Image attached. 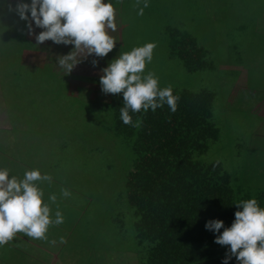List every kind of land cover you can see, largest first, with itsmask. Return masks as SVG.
<instances>
[{"label":"rangeland","instance_id":"obj_1","mask_svg":"<svg viewBox=\"0 0 264 264\" xmlns=\"http://www.w3.org/2000/svg\"><path fill=\"white\" fill-rule=\"evenodd\" d=\"M112 2L122 42L120 51H131L149 42L155 45L152 61L146 62L143 74L154 73L161 88L171 86L194 92L206 89L216 93L214 118L220 128V138L211 141L209 150L196 155V159L204 163L221 161L232 174L238 190L264 191V118L249 108L250 90L242 92L248 75L250 87L255 82L264 90V73L260 72L264 69V59L258 57L264 54V0H149L142 15L137 14L143 7L137 0ZM2 4L7 6L8 0H0ZM255 13L261 20L258 24L254 22ZM259 24L262 26L256 30L254 25ZM171 27L183 28L195 36L200 45L209 50L208 59L214 66L192 73L180 58L171 57L167 34ZM15 37L17 35L11 38ZM3 44L7 46L6 42ZM250 54L254 60L248 67ZM42 56H39L40 64L47 61ZM87 56L86 51H80L76 59ZM10 61L2 58L0 64L7 66ZM241 62L244 64L240 65ZM12 64L10 70L20 68L19 59ZM238 66L248 68L249 74ZM73 70L93 76L98 69L75 65ZM98 73L101 75L100 71ZM46 85L52 88L47 101L29 98L30 103L35 104L31 106L27 101L21 102L23 97L17 99L21 95L17 91L13 102L17 105L21 102L17 107L21 119L16 118L19 125L27 126L31 141L37 138V169L42 175L51 176L50 182H42L39 186L44 196L56 194V202L49 201L50 208L55 211L58 207L64 217L63 223L50 225L46 233L55 258H62L68 247L74 246L77 264H143L148 247L137 239L136 217L126 200V176L134 164L132 148L125 138L117 137L112 130L111 111L92 113L84 99H72L69 103L60 101L53 95L59 92L61 85L50 82ZM84 87L87 88L80 90ZM98 89L101 86L93 83L87 86L75 82L71 88L74 95L89 93V90L90 99L100 97L101 101L115 103L116 94H100ZM263 95L264 91H260L257 98L261 100ZM14 103L8 114L6 103L0 100V129L11 128L7 117L13 115ZM9 141L8 135L0 132V146L14 149ZM61 146L66 148L60 151ZM54 149L57 154L50 155ZM57 160L64 164L60 165ZM12 166L13 163H7L6 169ZM62 188L71 195L62 197ZM25 253L28 256L16 255L10 262L36 264L43 258L40 250Z\"/></svg>","mask_w":264,"mask_h":264},{"label":"trees","instance_id":"obj_2","mask_svg":"<svg viewBox=\"0 0 264 264\" xmlns=\"http://www.w3.org/2000/svg\"><path fill=\"white\" fill-rule=\"evenodd\" d=\"M260 21L255 13L254 22L258 24ZM261 26L254 25V28L258 30ZM167 34L169 55L180 58L189 71L193 73L214 66L208 59L209 50L200 45L189 31L171 27ZM247 59L250 67L254 58L250 54ZM48 71H45L46 75ZM260 72L264 73V69ZM88 80L100 84V77H89ZM255 85L254 82L252 88ZM35 87L30 88L28 97L23 89L9 88L5 91L12 92V101L17 91L21 93L17 99L25 98L21 102L30 103L29 98L46 101L51 98L49 89L43 93L42 99L37 97ZM172 90L178 97L175 112L170 111L167 105L155 112L151 109L147 112L130 111L131 124L120 120L122 93L116 94L113 104L84 100L92 113L111 111L114 118L112 130L117 137L125 138L132 148L134 164L126 176V200L136 217L137 239L148 247L143 264H222L227 246L214 242L216 234L205 228L206 222L220 219L225 227L230 226L238 210L235 204L255 198L259 206L264 207V191L238 190L233 184L232 174L221 161L204 163L196 159V155L209 150L211 141L220 138V128L214 118L216 93L206 89L200 92ZM60 91L63 93L60 88L54 98H60ZM21 102L18 105L14 103L13 114L18 113L16 111L20 109L17 107ZM65 148L61 146L60 151ZM56 154L54 149L50 155ZM42 162L48 165L44 160ZM44 200L49 203L46 195ZM229 264H237L235 257Z\"/></svg>","mask_w":264,"mask_h":264},{"label":"clouds","instance_id":"obj_3","mask_svg":"<svg viewBox=\"0 0 264 264\" xmlns=\"http://www.w3.org/2000/svg\"><path fill=\"white\" fill-rule=\"evenodd\" d=\"M137 3L143 4L137 12L142 15L149 0H137ZM14 10L21 20L28 22L29 34L34 35L37 45L51 40L54 44L74 46L69 54L57 57L58 65L67 73L79 62L76 55L81 49L86 50V55L104 57L116 45L109 34V30H117L112 0H17ZM35 28L42 31L35 33ZM154 47V43L149 42L131 51H120L100 70L102 92L122 93L120 120L124 124L132 123L130 111L151 109L155 112L164 105L176 111L178 97L172 87H159L158 78L152 72L143 74L146 62L152 61ZM92 63L95 66L97 61ZM50 181L51 176L42 175L39 169L26 170L22 178H17L10 177L6 168H0V246L18 232L32 239H46L50 225L63 223L61 211L57 207L52 212L39 186ZM60 195L68 197L71 193L62 188ZM56 200V194L47 197L53 204ZM235 205L238 210L230 226L225 227L220 219L208 220L205 224L207 230L216 234L214 242L227 246L222 264H229L233 257L237 264H264V207H260L255 198Z\"/></svg>","mask_w":264,"mask_h":264},{"label":"crops","instance_id":"obj_4","mask_svg":"<svg viewBox=\"0 0 264 264\" xmlns=\"http://www.w3.org/2000/svg\"><path fill=\"white\" fill-rule=\"evenodd\" d=\"M28 2H30V0H28ZM16 3L17 0H8L7 6H4V4H2V6L0 5V49L4 50V52H0V59L7 58L11 60L10 64L7 66L0 64V100L6 103V111L8 114L9 110H11L10 106L14 103L11 96L12 92L9 93L5 91L9 88L23 89L28 97L31 95L30 88L36 86V96H40L42 99L43 93L47 89L52 90L51 86L46 85V83H58L61 85L60 88L63 90V93L59 94L60 98L58 100L60 101L62 99L66 103H69V101L73 98L94 100L89 98V90V93L74 95V92L71 90L72 82L84 83L87 84V86L92 84L93 82H90L88 78L99 77L100 74L98 72L106 67L109 61L119 55L122 42H120V30L117 33V16L115 15L117 30L115 32H111L109 30V34L116 40V45L113 50L104 57H97L95 54H90L86 58H82L81 60L79 59V62L76 64L77 67L81 66L90 69H98L96 74L91 76V74L78 73L73 69L71 72L67 73L58 65L57 57L69 54L73 50L74 46L54 44L51 40L37 45L34 35L29 34V30L27 28L28 22L21 20L14 10ZM34 30L35 33L42 31L40 28H35ZM16 35L17 37L11 38ZM4 42L7 43V46L3 44ZM15 43L17 44L15 45ZM80 51L84 53L86 50L81 49ZM41 55H43L42 57L46 58L47 61L41 62L40 64L39 56ZM96 57L99 60L97 61V64L93 66L92 62ZM258 57L264 58V56L261 57L260 55H258ZM17 59H19L20 68L10 70L13 67L12 62H15ZM2 66L5 67V69H2ZM56 66H58L59 69H56ZM47 68H49V71ZM238 68H243V66H238ZM248 70V68H243V72L246 71L247 74H249ZM45 71H48L47 75ZM248 77L243 83L242 92L244 93L245 89L250 90L247 104L249 108L254 111L253 113L261 115L263 116L262 118H264V95L261 100L257 98L259 92L264 90L256 85L253 88L250 87ZM93 84L100 86V84L97 83ZM75 87L76 89H79L78 86ZM86 88L87 87H84L80 90H85ZM98 91L100 94L102 93L101 89H98ZM24 99L25 98H22V100ZM96 99L101 100L100 97H96ZM1 106L2 105L0 104V109ZM16 112L19 113L18 110ZM18 113L13 114L12 116L8 115L7 122L11 124V128L9 130L6 131V129H0V132L6 133L9 139H11L9 142L14 148L12 149L9 147L8 149H4L0 146V156H2L0 157V168H6L7 163H13L11 169L8 170L9 176L11 177L15 175L17 178H20L22 173L24 174L25 169H37V162L34 164V161L39 159V153L36 148V145L38 144L37 138H35L34 142L31 141V132H29L27 126L19 125L20 123L16 119L17 116L18 120L21 119L19 115L20 113ZM9 149H12V151H9ZM4 157L7 159H3ZM52 212L54 213L55 211ZM15 235L17 238L13 237V239L5 245L0 246V264H13L10 262L11 258L16 255L20 256V254H26L25 252L29 251L33 254V250L42 251L41 255L43 258L36 264H77L78 256H74L73 254L74 246L68 247L66 254L62 258L59 256L55 258L56 253L53 251L54 248L50 246L46 239H32L20 232ZM43 250L45 252H43ZM45 255L46 257H44Z\"/></svg>","mask_w":264,"mask_h":264}]
</instances>
